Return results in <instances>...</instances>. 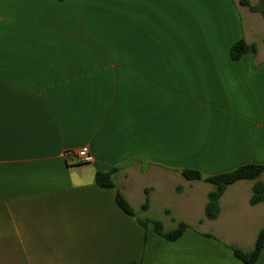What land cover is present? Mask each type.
I'll list each match as a JSON object with an SVG mask.
<instances>
[{
	"label": "crops",
	"instance_id": "crops-1",
	"mask_svg": "<svg viewBox=\"0 0 264 264\" xmlns=\"http://www.w3.org/2000/svg\"><path fill=\"white\" fill-rule=\"evenodd\" d=\"M240 2L0 0V264H244L228 246L264 226L254 181L208 220L214 186L181 175L264 166V17ZM239 40L257 51L233 61ZM114 168L133 216L95 184Z\"/></svg>",
	"mask_w": 264,
	"mask_h": 264
},
{
	"label": "trees",
	"instance_id": "trees-1",
	"mask_svg": "<svg viewBox=\"0 0 264 264\" xmlns=\"http://www.w3.org/2000/svg\"><path fill=\"white\" fill-rule=\"evenodd\" d=\"M241 5L248 7V9L253 13H259L264 17V0H259L257 5H250L246 0H241ZM264 43V36L262 38ZM257 47L255 44H246L243 40H239L233 44L229 49V56L231 60L236 61L240 59L246 53L255 54ZM118 169L114 168L107 172H97L94 177L95 184L100 188L114 189L115 202L119 209H121L125 214L133 216L134 212L125 199V197L118 191L115 187L114 177ZM264 173L263 165H244L238 167L229 172L220 173L213 176L205 177L197 170H182L181 175L186 181H203L205 183L214 186V190L209 192L206 197V204L204 208L205 217L208 220H214L217 218L220 212L219 199L223 195L225 189L238 181H254L252 187L251 197L249 199V204L254 206L259 203L264 202V184L260 181L261 175ZM147 195V191H145ZM148 208V200L141 206L142 211H146ZM141 226L145 229L147 225L152 226V231L159 237L168 240L175 241L179 239L182 234L188 229V225L180 222L175 228L166 231L161 224V222L150 219L139 220ZM210 237V235H207ZM264 246V226L258 232L254 246L251 250L243 251L234 246H228L233 252L234 256L238 258L244 264H254L258 259L261 250Z\"/></svg>",
	"mask_w": 264,
	"mask_h": 264
},
{
	"label": "built area",
	"instance_id": "built-area-1",
	"mask_svg": "<svg viewBox=\"0 0 264 264\" xmlns=\"http://www.w3.org/2000/svg\"><path fill=\"white\" fill-rule=\"evenodd\" d=\"M63 157L67 160L69 166L90 164L93 162V156L85 148L68 150L63 153Z\"/></svg>",
	"mask_w": 264,
	"mask_h": 264
},
{
	"label": "rangeland",
	"instance_id": "rangeland-1",
	"mask_svg": "<svg viewBox=\"0 0 264 264\" xmlns=\"http://www.w3.org/2000/svg\"><path fill=\"white\" fill-rule=\"evenodd\" d=\"M258 3H256V5H257Z\"/></svg>",
	"mask_w": 264,
	"mask_h": 264
}]
</instances>
